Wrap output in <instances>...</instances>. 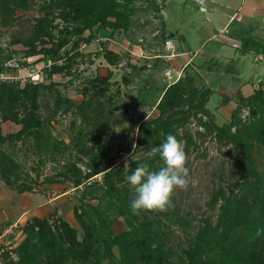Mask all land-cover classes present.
<instances>
[{"label": "trees", "instance_id": "16d2710c", "mask_svg": "<svg viewBox=\"0 0 264 264\" xmlns=\"http://www.w3.org/2000/svg\"><path fill=\"white\" fill-rule=\"evenodd\" d=\"M28 10L34 11L25 16L30 23H21L10 32L9 44L0 45V68L18 51L14 44L21 45L24 56L52 62L42 68L40 81H0V182L17 193L43 192L45 183H64L63 190L73 187L77 226L55 210L32 215L19 226L22 235L15 245H0V264H264V87L259 84L241 95L228 120L217 124L206 107L212 88L198 82V71L185 67L161 90L153 105L157 113L132 122L136 147L126 149L127 168L115 166L108 156L109 142L123 134L122 126L116 127L126 120L131 104L116 98L118 88L116 94L110 92V71L82 77L74 85L81 95L78 101L61 87L72 85L79 75L80 44L101 30L107 37L126 32L137 7L133 0H0V30H11ZM249 43L243 38L240 49L264 53L261 41ZM100 47L109 64L120 60L105 39ZM55 73L67 79L56 81ZM238 94L235 90L232 96ZM241 106L248 109L245 117ZM65 115L67 141L53 132L58 116ZM193 120L202 129L192 131ZM5 121L17 128L4 131ZM169 134L183 141L185 152L197 148V140L206 135L227 146L222 153L229 161V186L221 183L224 179L214 185L207 203L214 216L201 218L196 226L170 207L139 214L130 209L135 190L126 176L139 165L146 164L150 171L163 167L159 154L149 152ZM30 152L36 161L26 167V158L17 155ZM46 160L54 162L49 173L42 172ZM116 217L123 221L117 233ZM177 222L189 227L184 244L169 233L170 224Z\"/></svg>", "mask_w": 264, "mask_h": 264}, {"label": "rangeland", "instance_id": "374dc122", "mask_svg": "<svg viewBox=\"0 0 264 264\" xmlns=\"http://www.w3.org/2000/svg\"><path fill=\"white\" fill-rule=\"evenodd\" d=\"M39 1V0H35ZM134 5L141 6L145 5V3L149 6L150 9H147L146 12V18L148 19V25L146 28H151L152 23L157 22V18L159 15V10H155L152 3L149 0H133ZM188 3V0H187ZM136 6V7H137ZM37 7V5H35ZM192 10H194L192 8ZM229 12H232V9L228 10ZM34 11L28 10L25 12L24 16L22 17L23 20L17 22L14 24V27L10 29H2L0 30V45L4 46L6 43L9 44L10 40V32L13 30H16V28L22 27L21 23L29 24L30 21L25 19V16L28 17L33 14ZM181 14H186L188 16V5L185 10L179 11ZM142 10H139V12L134 13L132 15V23L137 19L139 21V15L142 16ZM198 16V21L204 20V24L207 25V23H210L209 21L212 19V11H209V8L204 12H196ZM206 16L208 19L206 20ZM201 17V19H199ZM144 18V17H143ZM205 18V19H204ZM226 20V19H225ZM223 22V21H222ZM131 23V25H132ZM237 20H234L232 23H230L229 28L237 29L241 31L240 35H243V38H247V40L250 41L249 44H251V40L256 39V37H253L252 33L249 32L248 26H237L236 25ZM242 29L240 30V28ZM182 33L186 37V43L182 44V46H188L192 47V49L200 46V40L194 33L188 32V20L183 21L181 25L179 26ZM159 30L156 31L155 35L153 36L154 39L160 38V27ZM218 30V28H217ZM189 33V35H188ZM105 31L101 30L98 32L99 39L98 40H91L89 43H84L79 47V49L82 51L83 56L79 57V62L77 65V69L80 70L78 72V76L74 77L72 85L62 86L61 88L65 90L68 96L72 97L75 100H79L81 98V95L77 92L75 89V86L84 76L87 75H94L96 73L105 75L108 71H110V82H112L110 86V92L116 94V88H118V93L116 94V98L120 100L129 101L131 104V107L128 110V115L126 120L123 124H118L117 129H119L121 126L123 128V134H119L118 137H115L110 140L109 144L110 147L108 149V156L113 157L115 161V166L121 165L124 167L125 160H128V154L129 151H127V148H133V145H135V128L134 124L132 122H138V120L143 119L144 116L148 114H155L157 113L156 110L153 108V105L158 97V94L163 89L164 85L167 83H170L171 80H173V77L171 76L168 78L163 70V75L165 77L161 76H155L154 81L150 86L141 92L140 89H138L144 82L146 75H149L150 70L149 67H151V63H148L146 65L145 70H138L133 71L132 69L130 72L128 71V65L127 63H131L134 60L128 59V51L126 53H121V59L114 65H109L107 61L102 57V50L99 48L102 45V40H104L105 37ZM219 34V33H218ZM223 34H225L223 32ZM107 36V34H106ZM151 36V37H152ZM165 36V35H164ZM163 36V37H164ZM196 36V37H193ZM245 36V37H244ZM162 37V38H163ZM193 37V39H192ZM110 43L107 44L106 41V47L112 46V40L117 41L120 45V42L122 40V32L117 33L114 36L109 37ZM188 38H190L188 40ZM100 40V41H99ZM162 40V39H161ZM242 40V39H241ZM134 43H139L141 41L134 40ZM158 42V48L160 49V39L157 40ZM162 42V41H161ZM178 42V41H177ZM122 43V42H121ZM209 41L207 43H203L202 47L205 48L206 45H209ZM116 44V45H117ZM255 46V44H253ZM14 48H16L18 51L13 55L11 58L20 59L24 57L21 49L20 44H14L12 45ZM109 47V48H110ZM118 47V46H117ZM121 46H119L117 49L119 50ZM152 48H155L156 45H152ZM116 48V47H114ZM185 48V47H184ZM232 49V47H231ZM229 48L222 51V53H233V49L231 50ZM231 50V51H230ZM256 51V50H255ZM255 51H247L245 54H243L242 59L236 60V56L239 55L238 52H236V56L231 57L228 59V61L224 62V65H227V67L223 68L221 67V71L228 70L223 78H220V82L215 83L212 85V94L209 97V100L206 103V107L211 111V116L213 118V121L217 124H222L223 122L227 121L231 110L236 106L238 103L239 97L242 95H246L254 88L258 86L257 81H252L250 88H245L240 90L241 86L248 80H255L258 78V76L263 72L262 66H255L252 63V58L255 53ZM128 55V56H127ZM165 61V60H164ZM121 63V64H120ZM137 63L141 64L143 63L142 57L137 59ZM150 64V65H149ZM259 64V63H258ZM40 63H38V66ZM214 67V66H213ZM190 69H195L194 67H191ZM189 69V70H190ZM184 72H182L180 75H182ZM199 83H204L206 81H209V79L213 76V70H208L206 72L204 69L199 70ZM171 74V73H170ZM124 77H128V82L125 81ZM218 78V77H216ZM52 79L56 81H65L67 79V76H63L60 74H56L52 76ZM48 81V80H46ZM264 81V80H262ZM235 90H239L240 94L234 95ZM232 96V97H231ZM118 111V109H115V111ZM248 113V109L246 106H241L240 109V115L241 117H245ZM59 122L54 123L53 132L58 133L61 135L63 139L67 141L68 137L65 134L66 126L69 122V116H58ZM13 126V125H12ZM189 127L192 131L195 129H202L200 126H197L195 121L191 122L189 124ZM12 130V128H6L4 131ZM198 147L197 148H189L186 153L187 155V163L186 167L189 169V176H188V186L186 190H181L179 188L175 189L173 192V201L172 206L170 208L172 210H175V213L179 215V217H185L187 219V222L191 226H196L197 222L207 216L211 215V217L214 216L215 211H213L208 206V198L211 190L215 187L214 185L219 183L220 180H222L221 183L224 182L225 186H229L227 181V166L229 165V161L227 157L222 153L227 146H222L221 144L217 143L211 136L206 135L204 139H198ZM130 149V151H131ZM121 151V152H120ZM19 158H26L25 164L26 167L30 164L36 161V155L32 154L31 152L28 153L26 156L22 157V154L19 153ZM54 162H51L49 160H46L45 163L42 165V172L43 173H49L53 171L52 165ZM81 168H85V166L82 163H79ZM223 172V177H220L219 174ZM96 178H99V175L94 176ZM2 187L14 196L13 201L15 204H17V200H19V195L15 191L7 188L6 186ZM46 188H44L45 192H37L34 196V201L37 203L39 198L41 200L43 199V196H56L59 195L58 198H56L54 201H51L48 205L44 204L37 210L38 213L45 214L50 210H55L58 214L62 215L64 218L69 220L73 225L77 226V222L73 216V203H74V195L76 194V189L73 187H67V189L63 190L65 187L64 183H52L47 184L45 183ZM44 185V186H45ZM2 191V190H0ZM2 193H4L2 191ZM43 201V200H42ZM18 220V219H17ZM24 221V216L18 220L17 223L19 225ZM170 235L172 237V240L179 244L185 243V237L186 233L188 232L189 227L186 225V222H177V223H171L170 224ZM123 228V221L120 217H116L113 221V230L114 232H119ZM5 227L2 228L0 231V245L2 247H6L7 245H15L21 237L20 227L12 229V231H15L13 234L7 235L5 232ZM10 240H12L10 242ZM10 248V247H9ZM1 250V246H0ZM114 252L117 253V248L114 247Z\"/></svg>", "mask_w": 264, "mask_h": 264}, {"label": "crops", "instance_id": "0c3cea01", "mask_svg": "<svg viewBox=\"0 0 264 264\" xmlns=\"http://www.w3.org/2000/svg\"><path fill=\"white\" fill-rule=\"evenodd\" d=\"M153 1L154 5L159 8L160 12L157 18V22L152 23L151 28H146V26L148 25V19L146 18V7L148 9L150 8L146 3L145 5L141 6L136 5V13L139 12V10H142L143 13L141 17L139 15V21L135 19L131 27L126 32H122V43L120 42V45L117 44L119 42L112 40V46H109L110 48L108 47L109 49L118 53L120 56L122 52L125 53L126 51L127 53L128 51V55H130V57L127 55L128 59L134 60L133 62H131V64L135 63L136 65H147L148 63H151V67H149V75L145 76V79L143 80L144 83L138 88L141 90V92L146 90L150 86V84H152L155 76L165 77L163 75V70L165 68L169 69L172 77L176 76L177 74H181L184 71V68L187 66L194 67L198 72L201 68L206 72H208V70H213V76L209 79V81H206L204 83L212 88L213 84L220 82V78H223V76L227 72L229 73L228 70H220L221 67H227V65H224V62L228 61L229 58L236 56V52H238L239 54L236 56V60H239L242 59L243 54H245L247 51H255L252 48L246 51H242L240 49V42L241 39H243V35H240L241 31H239L237 27H235V29H228L230 23H232L234 20H237V26H248V33H252L253 37H256L257 40L261 41V43L264 44V0H202L205 10H200L198 8V3L195 0H188V3L187 0ZM187 5L188 16L184 13H179V11L185 10ZM192 8L194 10H192ZM208 8L209 11H212V19L209 21L210 23H207L206 25L204 24L203 19L202 21H198L196 12H204ZM229 9H232L233 11L229 12ZM199 19H201V17H199ZM207 19L208 17L206 16V20ZM186 20H188V32L190 31L191 33H194V35H196L201 41L200 46L194 49H192L189 43L188 46H182V44L186 43V37L182 33L179 26L183 21ZM159 27L161 33L159 38L160 49L158 48L157 42V40L159 39L155 40L153 37L156 31L159 30ZM238 28H240V30L242 29V27ZM242 31L244 30L242 29ZM223 32L225 34H223ZM168 33H171V35L167 36ZM105 37L106 38L104 39L105 41H107V44L110 43V41L108 42L110 38L107 37L106 34ZM167 38H171L173 40L178 54L173 59L164 61L159 56V54L164 52L163 43ZM95 39H99L98 33L93 40ZM189 39L190 38H188V40ZM134 40H138L141 42L134 43ZM208 41L210 42L209 45H206V47L203 48V43H207ZM152 45H156V47L152 48ZM117 46H121L119 50L117 49ZM231 47L232 49H234L232 50ZM227 48L231 49L233 53H222V51ZM140 57H142L143 59V63L141 64L137 63V59ZM252 63L255 66H262L263 72L255 80L246 81L240 88V90L242 91L245 88H250L252 81H257L258 85L260 84L264 87V81H262L264 80V53L255 51L252 58ZM127 65L129 66L130 63H127ZM146 68L147 67H145L144 69H134L129 66L128 71L130 72L131 69L133 71H142ZM160 93L158 94V97ZM5 127H11L12 130H14L17 128V125L12 122L5 121L2 123L3 130L5 129ZM0 190L4 192L2 193V191H0L1 230L7 225V223H10L17 219L19 220L23 216L25 221L32 215H42L41 213H38L37 210L41 208L42 205H48L51 201H54L59 197V195H56L52 197L49 196V198H47V196L45 195L43 196V201L41 200V198H39V201L36 203L34 201V196L37 192H24L17 194L19 195V197L16 198H19V200H17V204H15V202L13 201L14 196L12 195V193H10V191L4 189L2 185H0ZM24 221L21 224H23Z\"/></svg>", "mask_w": 264, "mask_h": 264}, {"label": "clouds", "instance_id": "9594fccd", "mask_svg": "<svg viewBox=\"0 0 264 264\" xmlns=\"http://www.w3.org/2000/svg\"><path fill=\"white\" fill-rule=\"evenodd\" d=\"M136 146L133 145V149ZM183 141L169 134L158 147L150 149L149 155L159 154L163 167L158 171H150L145 165L137 166L126 180L135 190V197L130 202L133 214L140 211H166L172 206V195L175 189L186 190L189 169L186 167L187 155ZM125 160L124 168L128 167ZM259 235V230L257 232Z\"/></svg>", "mask_w": 264, "mask_h": 264}, {"label": "built area", "instance_id": "2783aa9c", "mask_svg": "<svg viewBox=\"0 0 264 264\" xmlns=\"http://www.w3.org/2000/svg\"><path fill=\"white\" fill-rule=\"evenodd\" d=\"M198 3V8L200 10H205V7L202 3V0H195ZM84 42L80 44L83 45ZM101 49V47H99ZM164 52L159 54V56L165 60L169 61L173 59L178 52L176 51L174 42L171 38H167L164 40L163 43ZM39 57V55H33V56H24L20 59L16 58H10L7 61L4 62V66L0 68V81H40L43 79V70L42 68L44 66H48L52 61L50 59L45 60H36ZM38 63L40 65L38 66ZM164 74L170 78L171 74L169 69H166L164 71ZM180 74H177L175 78L173 77L174 81L176 80ZM121 152V151H120ZM18 220H14L10 223H8L5 226V232L7 235L13 234L15 231H12V229L18 228L19 223H17ZM12 240H10L11 242ZM7 248L11 247V245H7Z\"/></svg>", "mask_w": 264, "mask_h": 264}]
</instances>
